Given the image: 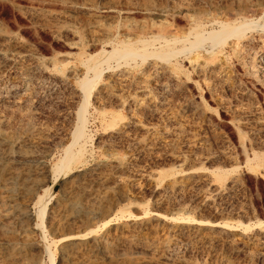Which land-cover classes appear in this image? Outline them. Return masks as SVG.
Instances as JSON below:
<instances>
[{"label": "rangeland", "instance_id": "1", "mask_svg": "<svg viewBox=\"0 0 264 264\" xmlns=\"http://www.w3.org/2000/svg\"><path fill=\"white\" fill-rule=\"evenodd\" d=\"M251 20L105 64L83 161L55 171L91 55ZM263 49L264 0H0V264H264Z\"/></svg>", "mask_w": 264, "mask_h": 264}, {"label": "bare ground", "instance_id": "2", "mask_svg": "<svg viewBox=\"0 0 264 264\" xmlns=\"http://www.w3.org/2000/svg\"><path fill=\"white\" fill-rule=\"evenodd\" d=\"M257 26L258 24L252 20L250 22L243 21L235 24L221 23L219 29H215L211 31H201V30L199 31L198 30L199 28H196V31L194 33V40H191L188 37H185L184 40L180 39V37H176L175 39H171L167 41L169 44L172 45L185 42V46L183 45L184 47L182 46L183 47L182 49L173 48L170 51L169 50L165 51L163 49H154L152 52H149L146 46L140 48L136 44L130 42H124L121 45H114L111 51L109 52L108 51L103 52L104 55L101 58H99L98 54L91 55V57L89 56L90 58L86 62L87 69L85 71L87 72L88 70V72L91 73L93 72V77L86 76L79 82L80 87L84 94L83 98H85L84 99L85 101L83 102L82 106L78 111L76 129L72 134L73 136L72 143L66 148L65 155L61 158V160L58 163H56L55 171L67 175L69 172H72L74 170V168L78 163H81L83 161L82 159L84 158L86 152L85 144L86 142H88L87 139L89 137L87 133V125H88L87 114L89 112V107L91 104L92 92L94 88H96V86L101 82L103 75L105 73L104 71L106 67L105 68L103 67L105 64H108L109 68H114L111 65V61L112 60L114 61V59L116 62H118V66H121L120 64L121 61L123 62L125 61L126 63H128L130 60L133 61L138 58L146 60L147 58L150 57L151 58L154 57L156 59L159 58L160 60L162 59L170 62L171 59L177 57L181 53L183 52L192 53L194 50L206 46L207 43L210 44L209 45V47L211 48L210 52H214L221 45L225 44L229 39H233L234 37L241 38L247 33V31L254 29ZM148 43H149L148 45H150V41ZM260 56L264 59V49L261 50ZM93 60L95 62L91 64L92 62L90 63V61ZM46 208H47V202L42 203L41 212L39 213V217L41 218L40 226L42 228H44L43 220L45 217ZM79 237L81 236H73V238H77V239ZM49 256L51 258L52 264H54L51 252H49Z\"/></svg>", "mask_w": 264, "mask_h": 264}]
</instances>
